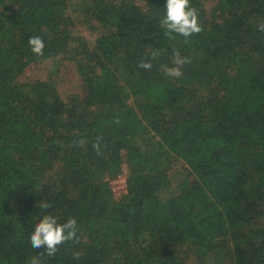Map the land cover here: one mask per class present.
Segmentation results:
<instances>
[{
	"label": "trees",
	"instance_id": "1",
	"mask_svg": "<svg viewBox=\"0 0 264 264\" xmlns=\"http://www.w3.org/2000/svg\"><path fill=\"white\" fill-rule=\"evenodd\" d=\"M165 3L0 0V264H264V0H191L187 41ZM42 62L71 82L23 79ZM46 214L79 225L53 257L30 242Z\"/></svg>",
	"mask_w": 264,
	"mask_h": 264
},
{
	"label": "clouds",
	"instance_id": "2",
	"mask_svg": "<svg viewBox=\"0 0 264 264\" xmlns=\"http://www.w3.org/2000/svg\"><path fill=\"white\" fill-rule=\"evenodd\" d=\"M165 14L160 20L161 27L165 30L164 34L169 40H175L177 36L184 37L185 41L194 34H199L203 28L199 21L198 11L191 5V0H166ZM258 30L264 32V24L258 25ZM31 51L42 56L45 47L44 41L39 36H32L28 41ZM162 50L156 49L151 52V59L155 60ZM174 67H166L165 72L168 76L180 77L183 75L182 66L189 63L188 57H182L178 50H173ZM151 60H141L138 64L139 68L150 71L152 69ZM119 123V120H116ZM93 144L97 155H100V141ZM78 145H83L84 140L77 142ZM41 208H50L51 204L44 202L40 203ZM78 223L75 217H69L65 222H58V218L51 214L43 215L30 235L31 246L34 249H44V253L48 257H53L59 250V246L76 238L78 231ZM74 258L79 260L82 253H73ZM30 264H41L38 256L31 258Z\"/></svg>",
	"mask_w": 264,
	"mask_h": 264
},
{
	"label": "rangeland",
	"instance_id": "3",
	"mask_svg": "<svg viewBox=\"0 0 264 264\" xmlns=\"http://www.w3.org/2000/svg\"><path fill=\"white\" fill-rule=\"evenodd\" d=\"M80 27H82V30H85V26H80ZM50 69L58 72L61 77L65 78L63 81L64 86H65V83L71 82V77L69 76L68 72H62L61 70L63 68L56 67L55 64L47 65L46 62H42L39 65H37V67H34V68L28 70L25 73V75L23 76V79H26L27 77H35V76L47 74ZM70 72H71V70H70ZM125 178H126L125 173H121V174L117 175L116 177H114L113 179H111V185L114 186V189L116 190L115 194L117 196L120 195V189H122V186L126 185V182L124 181Z\"/></svg>",
	"mask_w": 264,
	"mask_h": 264
},
{
	"label": "built area",
	"instance_id": "4",
	"mask_svg": "<svg viewBox=\"0 0 264 264\" xmlns=\"http://www.w3.org/2000/svg\"><path fill=\"white\" fill-rule=\"evenodd\" d=\"M124 181L126 182V178L124 179ZM113 186V185H112ZM113 190H114V192H116V190L114 189V186H113ZM127 190V184L126 185H124V186H122V189H120V192H122V191H126Z\"/></svg>",
	"mask_w": 264,
	"mask_h": 264
}]
</instances>
